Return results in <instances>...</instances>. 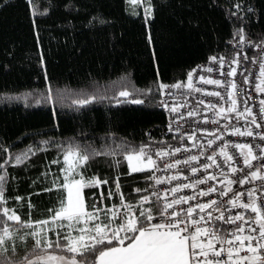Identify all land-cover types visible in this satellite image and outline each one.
<instances>
[{
  "label": "trees",
  "instance_id": "16d2710c",
  "mask_svg": "<svg viewBox=\"0 0 264 264\" xmlns=\"http://www.w3.org/2000/svg\"><path fill=\"white\" fill-rule=\"evenodd\" d=\"M151 6L153 15L144 18L127 0H0V163L7 161L0 174L8 177L5 206L22 220L51 216L63 156L77 148L104 154L90 160L86 175L108 184L85 189L89 202L101 190L107 196L119 177L125 202L136 206L146 192L134 189L147 188L151 171L130 173L125 147L138 149L147 133L164 127L159 83L184 82L196 65L230 53L237 35L264 42V0H151ZM49 88L55 102L46 100ZM123 90L132 93L128 101L144 103L124 102ZM93 94L92 103L73 104ZM17 156H25L19 165ZM104 202L119 204V196ZM11 223L0 224V233ZM28 232L3 246L0 262L25 264L43 252H33Z\"/></svg>",
  "mask_w": 264,
  "mask_h": 264
},
{
  "label": "snow or ice",
  "instance_id": "6c2138e0",
  "mask_svg": "<svg viewBox=\"0 0 264 264\" xmlns=\"http://www.w3.org/2000/svg\"><path fill=\"white\" fill-rule=\"evenodd\" d=\"M30 4L34 0H28ZM143 0H130L133 5ZM149 6L144 8L146 18L153 15L151 0ZM240 7L239 4L236 5ZM252 11L251 8L248 9ZM33 15L43 14L34 11ZM233 15H236L234 12ZM97 19V18H94ZM104 23V21H99ZM242 31V30H240ZM151 44V35L148 37ZM244 37L241 36V42ZM264 46V45H262ZM155 57V54H153ZM264 57V53H262ZM244 60H248L246 55ZM212 63H219L220 69L224 68V57L219 60L216 56L210 57ZM253 63L256 61L253 60ZM237 67L241 65L239 54L232 60ZM237 67H230L228 71H221L225 77H236ZM212 72L213 69H205ZM246 71V70H245ZM243 75V72L240 73ZM260 82L255 85V91L264 93V59L260 63ZM192 73L188 74L186 85L175 83L167 85L159 83L158 88L161 94L170 88L179 89L187 87L193 89ZM200 82L216 85L217 87L231 88L227 93V98L231 101V106L227 109L220 108L217 115L224 113L238 112L243 116L247 112L252 115L251 109L245 107L244 112H239L236 91L239 87L235 80L210 79L204 76L199 77ZM249 78L244 77V83H248ZM195 91H201L196 88ZM207 95L224 97L219 91L208 92ZM30 95V94H26ZM119 97L125 98L124 102L132 104H143L144 100L127 98L132 93L123 90L119 92ZM170 95V93H169ZM96 95L77 99L73 104L84 107L96 100ZM103 97H101L102 99ZM46 100L54 101L52 89H48ZM199 103L203 104L204 101ZM246 105L247 101H243ZM165 108H169L175 113L183 105H169L161 101ZM260 108L264 119V100L260 101ZM188 117H194L197 113L189 111ZM183 118V116L181 117ZM207 122V121H205ZM218 123V121H212ZM251 123L256 124L255 118ZM257 127L261 125L256 124ZM172 131L171 127L169 128ZM215 135V133H209ZM232 135L253 136L252 131L242 132L239 128H233ZM261 141H264V134H257ZM175 138V137H174ZM183 139V137H181ZM194 141V134L188 136ZM221 139V137H216ZM215 141L209 140L210 147ZM147 145H142L138 149L128 151L125 147V160L130 173H140L158 169L156 160L146 152ZM231 147L238 150L239 158L228 152L229 144L225 143L220 147L219 157L223 163L217 159L215 150L207 155L206 160L210 163H201L200 157L204 155H191L183 161L177 159L173 163L166 164L165 169L178 167L181 163L191 166L190 172L198 179L189 183L177 184L169 190H165L161 196L158 191H152L149 195H142L138 205L125 202L119 177L114 181V189H110L105 196L101 190L98 199L88 201L85 189H100L101 185H107L108 180L101 179L95 175L87 176L90 160L94 156L104 155L93 149L91 152L75 150L67 151L64 156V166L62 171L64 178L59 185V195L57 204L47 211L51 216L46 219L35 221L22 220L15 209L7 206L5 196V184L8 177L0 174V224L14 222L31 229L26 235L33 240L32 250L42 249L43 254H37L35 259L25 257L26 264H264V145H252L248 143H236ZM259 149L254 152L253 148ZM184 151H190L187 147ZM182 151L181 147H176L171 153L160 150L156 153L159 157L176 155ZM242 158V166L241 165ZM25 156H17L16 164L23 162ZM256 161V164H253ZM57 161H53L56 163ZM7 163H0V170L4 169ZM119 162H117L118 164ZM227 166V171H225ZM211 168H216L217 172H209ZM201 173H207L201 175ZM153 177H149L152 179ZM187 180V176L173 175L167 179L155 178V184L160 185L165 182L171 183L173 180ZM210 181L214 183H209ZM254 181H260L258 187H250L245 192H237L233 185H251ZM55 184V181L53 182ZM199 185H208L206 188H197ZM185 189L196 191V195H181L177 193ZM49 192L52 189H45ZM135 192H148V189H134ZM171 192L173 199H168V192ZM259 193V196L257 195ZM95 195V194H93ZM114 196H119V204L104 205V200H111ZM155 197V200L152 199ZM211 197V199L200 202L198 198ZM246 197L247 199H242ZM226 198V199H225ZM19 199V197L17 198ZM197 201L190 204V201ZM163 201V203H161ZM189 205L186 209L178 205ZM147 205V207H145ZM29 207H32L29 204ZM240 209L241 211H236ZM252 215H248V213ZM215 213V215H214ZM157 220L156 223H152ZM225 225L229 227H225ZM234 226V227H232ZM54 233V238L49 236ZM6 238H11L8 229H4L0 236V245H4ZM58 250L49 252L47 250ZM7 249L0 250V256ZM67 253L68 255H64ZM7 264V262H0Z\"/></svg>",
  "mask_w": 264,
  "mask_h": 264
},
{
  "label": "built area",
  "instance_id": "2783aa9c",
  "mask_svg": "<svg viewBox=\"0 0 264 264\" xmlns=\"http://www.w3.org/2000/svg\"><path fill=\"white\" fill-rule=\"evenodd\" d=\"M241 36L244 37L243 42H241ZM264 42L263 41H254L252 38L246 37L242 34L237 35L232 43L231 52L228 54L217 53L213 56H216L219 60L220 57H224L225 63L224 68L221 70L219 63H212L210 58L196 65L192 70V83L194 85L193 89H188L187 87H181L179 89L170 88L166 89L164 94L160 96V107L163 110L166 120L164 127L159 133L151 134L147 133V145L146 152L156 160L159 165L158 169L151 170L150 184L147 186L148 192L146 195H149L152 191H158L161 196L164 195L165 190H169L172 187H175L177 184L189 183L195 181L199 176H194L190 172L191 166L199 167V165L193 164L191 166L184 165L181 163L176 168L165 169L166 164L173 163L175 160L179 159L183 161L191 155H199L201 152L204 153L200 157L201 163H210L206 160L207 155L212 154L213 151L217 153V159L220 163H223L222 158L219 157L218 153L220 147L227 143L229 148L227 149L230 154H234L239 158L238 150L231 147V145L236 143H248L252 145H264V141H261L257 134H264V119L261 118V108L260 101L264 100V93L255 91V85L260 82V63L264 57ZM239 54V59L241 60V65L237 67L232 63V60L237 58ZM249 57L248 60H244V56ZM256 62L253 63L252 61ZM211 67L212 72H208L205 69ZM230 67H237V76L236 77H225L221 75V71H228ZM246 70V71H245ZM243 72V75L240 73ZM204 76L210 79H218L224 82L226 79L231 81L235 80L239 90L236 91L235 95L238 99V108L239 112H244L245 107L251 109L252 115L248 116L247 112H244L243 116H239L238 112L224 113L222 115H217L220 108H229L231 106V101L227 98V93L232 91L231 88L217 87L216 85L205 84L200 82L199 77ZM249 78L248 83H244V77ZM188 80L184 82H179L186 85ZM175 84V83H174ZM172 85V84H170ZM199 88L201 91H195L194 89ZM219 91L224 97L207 95L208 92ZM170 93V95H169ZM247 101L245 105L243 101ZM161 101L169 105H183L180 107L177 112L173 113L169 108L162 106ZM204 101L203 104L199 103ZM193 111L197 113L194 117H188L187 112ZM183 116V118H181ZM255 118L256 124L261 125L257 127L256 124L251 123L252 119ZM207 121V122H205ZM212 121H218V123H213ZM171 127L172 131L169 130ZM233 128H239L242 132L252 131L253 136H240L232 135ZM209 133H215V135H210ZM194 134L195 140H189L188 136ZM221 137V139H216V137ZM175 137V138H174ZM183 137V139H181ZM214 140L215 142L209 147L208 141ZM181 147L182 151L176 155H168L164 157H159L156 153L160 150L171 153L174 148ZM187 147L190 151H184L183 148ZM254 152H259V149L253 148ZM256 161H253V164H256ZM242 166V158L241 165ZM209 172H217L216 168H211ZM225 171H227V166H225ZM207 173H201V175H206ZM173 175L187 176L188 179L185 180L181 178L180 180H173L171 183L165 182L164 184L156 185L155 178H164L166 181ZM214 183L212 181L209 182ZM260 181H254L251 185H233V188L237 192H245L250 187H258ZM208 185H199V188H206ZM196 191L192 189H185L180 193L176 194V197L181 195H196ZM259 196V193L257 194ZM171 192H168V199H173ZM155 200V197H152ZM200 202L211 199V197L198 198ZM226 199V198H225ZM242 199H247L243 197ZM197 201H190V204H195ZM163 203V201L161 202ZM104 205L105 202H104ZM138 205V204H136ZM189 205H178L177 210L180 208H187ZM236 211H241L236 209ZM215 215V213H214ZM248 215H252L250 212ZM157 220H153L152 223H156ZM225 227H229L225 225ZM234 227V226H232Z\"/></svg>",
  "mask_w": 264,
  "mask_h": 264
},
{
  "label": "crops",
  "instance_id": "0c3cea01",
  "mask_svg": "<svg viewBox=\"0 0 264 264\" xmlns=\"http://www.w3.org/2000/svg\"><path fill=\"white\" fill-rule=\"evenodd\" d=\"M62 161H63V159H62ZM63 166H64V162H63ZM62 174H63V178H64V173H63V171H62ZM11 226L13 227V229H8L9 230V232L11 233V238H6V243L7 242H9V241H11L13 238H14V235L16 234V233H22V232H24V231H31V229L29 228V227H26V226H23V225H21V224H18V223H14V222H12L11 223ZM49 236L51 237V238H54V233H49ZM6 243H5V245H3V246H6ZM3 246L2 245H0V250L3 248ZM39 254H43V252L42 253H39ZM33 259H35V257L33 258ZM26 264V263H25Z\"/></svg>",
  "mask_w": 264,
  "mask_h": 264
},
{
  "label": "rangeland",
  "instance_id": "374dc122",
  "mask_svg": "<svg viewBox=\"0 0 264 264\" xmlns=\"http://www.w3.org/2000/svg\"><path fill=\"white\" fill-rule=\"evenodd\" d=\"M128 1V3H129V5H130V7L133 9V10H138V9H140L141 11H142V13H143V15H144V18H146V13L144 12V8H146V7H148L149 6V4L146 2V0H143V2L142 3H140V2H138L137 4H135V5H133L132 3H130V0H127ZM64 162V160L62 161V163ZM10 230L11 229H13L12 227H10L9 228ZM9 231V230H8ZM4 232V231H3ZM3 232L2 233H0V236H2L3 235ZM5 243H6V240H5ZM5 243H4V245H5ZM3 246V245H2ZM37 255V254H36ZM35 255V256H36ZM34 256V257H35ZM33 257V258H34ZM32 258V259H33Z\"/></svg>",
  "mask_w": 264,
  "mask_h": 264
},
{
  "label": "bare ground",
  "instance_id": "6f19581e",
  "mask_svg": "<svg viewBox=\"0 0 264 264\" xmlns=\"http://www.w3.org/2000/svg\"><path fill=\"white\" fill-rule=\"evenodd\" d=\"M164 92H165V90H164ZM159 107H160V103H159ZM161 108V107H160ZM162 110V109H161ZM163 111V110H162ZM164 113V112H163ZM166 117V116H165Z\"/></svg>",
  "mask_w": 264,
  "mask_h": 264
}]
</instances>
